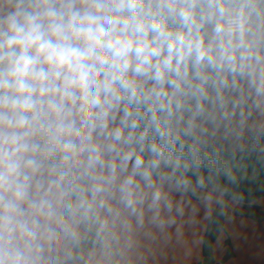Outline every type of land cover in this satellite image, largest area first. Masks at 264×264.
<instances>
[{"label":"clouds","instance_id":"9594fccd","mask_svg":"<svg viewBox=\"0 0 264 264\" xmlns=\"http://www.w3.org/2000/svg\"><path fill=\"white\" fill-rule=\"evenodd\" d=\"M251 162L264 0H0V264H155Z\"/></svg>","mask_w":264,"mask_h":264},{"label":"crops","instance_id":"0c3cea01","mask_svg":"<svg viewBox=\"0 0 264 264\" xmlns=\"http://www.w3.org/2000/svg\"><path fill=\"white\" fill-rule=\"evenodd\" d=\"M224 229L213 245L216 264H264V219L250 217L251 209H264V197L248 205L229 201ZM248 209V210H246ZM201 209L197 221L185 228L180 239L173 241L157 256L155 264H200L202 240L208 219ZM228 243L233 256L225 259Z\"/></svg>","mask_w":264,"mask_h":264},{"label":"trees","instance_id":"16d2710c","mask_svg":"<svg viewBox=\"0 0 264 264\" xmlns=\"http://www.w3.org/2000/svg\"><path fill=\"white\" fill-rule=\"evenodd\" d=\"M254 168H259V178L254 179L251 173ZM249 177L244 179L238 190H242L245 193V199L238 203L248 205L254 202L256 199L264 197V166L257 165L255 162L249 164ZM228 214V208L225 211H221L217 207L208 219L206 230L202 240V261L200 264H216L213 256V245L219 236L220 232L224 229V223ZM250 217L255 220L264 219V209L253 208L250 213ZM227 253L225 259L233 256V251L228 243Z\"/></svg>","mask_w":264,"mask_h":264},{"label":"rangeland","instance_id":"374dc122","mask_svg":"<svg viewBox=\"0 0 264 264\" xmlns=\"http://www.w3.org/2000/svg\"><path fill=\"white\" fill-rule=\"evenodd\" d=\"M246 210H248V209H246Z\"/></svg>","mask_w":264,"mask_h":264}]
</instances>
